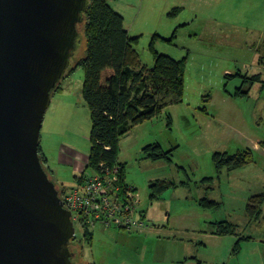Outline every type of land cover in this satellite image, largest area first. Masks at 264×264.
I'll list each match as a JSON object with an SVG mask.
<instances>
[{
    "label": "rangeland",
    "instance_id": "rangeland-1",
    "mask_svg": "<svg viewBox=\"0 0 264 264\" xmlns=\"http://www.w3.org/2000/svg\"><path fill=\"white\" fill-rule=\"evenodd\" d=\"M183 1L185 10L170 15L177 17L172 21L157 16L155 23L146 18L152 23L143 24L141 15L132 20V28L137 26L142 34L136 49L147 67L153 62L148 49L152 31L163 29L167 21L175 23L173 41L156 40V51L174 59L186 56L182 100L119 139L118 160L124 163L125 181L136 189L135 216L145 210L151 218L147 229L159 228L162 237L171 230L177 242H185L184 247L172 245L175 251L169 257L177 256L175 264L184 263L183 251L195 264H264V203L258 219L250 220L245 213L248 197L264 189V0ZM153 2L156 12L159 3ZM108 3L120 13L115 0ZM186 21L188 24L177 26ZM125 25L130 26L128 18ZM76 28L68 66L72 70L51 94L40 130L47 157L44 167L61 189L74 185L77 172L72 164L84 161L89 150L91 121L81 93L83 68L76 65L86 45L82 24ZM256 76L259 80H253ZM239 90L241 93L235 94ZM148 144L171 150L169 159L146 157L143 147ZM247 148L252 151L248 163L229 171L225 167L215 169L213 153L230 154ZM87 172L91 169L85 168ZM155 180L170 181L175 186L151 201L150 184ZM202 199L218 205L202 206ZM221 220L235 223L236 233L211 234V223ZM74 226L75 236L83 243H71L75 252L79 246L83 248L82 254L75 256L78 263L173 262L155 261L157 241L144 234L145 228L129 231L95 224L89 243L82 237L81 226ZM239 238L240 250L232 254Z\"/></svg>",
    "mask_w": 264,
    "mask_h": 264
},
{
    "label": "water",
    "instance_id": "water-1",
    "mask_svg": "<svg viewBox=\"0 0 264 264\" xmlns=\"http://www.w3.org/2000/svg\"><path fill=\"white\" fill-rule=\"evenodd\" d=\"M90 0H0V264H73L75 227L38 155Z\"/></svg>",
    "mask_w": 264,
    "mask_h": 264
},
{
    "label": "trees",
    "instance_id": "trees-1",
    "mask_svg": "<svg viewBox=\"0 0 264 264\" xmlns=\"http://www.w3.org/2000/svg\"><path fill=\"white\" fill-rule=\"evenodd\" d=\"M175 11L177 9H172L168 14L172 15ZM123 21V16L109 5L108 0H90V6L83 14L81 24L85 37V54L76 65L83 68L81 93L89 109L91 128L84 170L80 175L74 176V180L82 177L85 168L99 171L102 167L118 165L119 182L123 188H126L129 185L125 181V166L118 160L119 139L134 126L160 114L166 106L182 100L186 56L174 59L157 52L154 47L155 41L172 43L174 35L164 38L154 33L148 43L153 62L151 67H147L141 61L136 49L139 37L130 35ZM71 70L72 68L68 67L65 76ZM253 80H259V76L254 77ZM59 88L60 82L50 94ZM239 93L241 90L235 94ZM143 151L146 157L157 160L169 159L171 150L163 151L158 144H148L143 147ZM38 155L44 165L47 158L41 150L40 143ZM251 160L252 151L248 148L230 154L215 152L212 155L217 171L222 167L227 171L233 170ZM170 186L174 187L175 184L166 180L153 181L150 184V200L158 199L160 193ZM64 192L65 189L58 188L60 197ZM201 203L202 206L209 207L218 205L214 200H203ZM263 203L264 189L248 197L245 213L250 220L259 218ZM139 213L145 218L144 211ZM211 224L213 226L211 234L218 236L235 234L237 230V225L227 220ZM81 228L82 237L90 243L91 228L88 226ZM74 238L77 245H83L82 239H78L75 234L72 239ZM239 241L240 238L236 241L232 254L240 250ZM69 247L71 248V244ZM82 250V246H79L76 254L80 256Z\"/></svg>",
    "mask_w": 264,
    "mask_h": 264
},
{
    "label": "built area",
    "instance_id": "built-area-1",
    "mask_svg": "<svg viewBox=\"0 0 264 264\" xmlns=\"http://www.w3.org/2000/svg\"><path fill=\"white\" fill-rule=\"evenodd\" d=\"M134 192L130 186H121L119 167L114 165L84 172L73 186L65 189L61 201L70 211L73 225L141 230L149 223L140 214L135 216L138 199Z\"/></svg>",
    "mask_w": 264,
    "mask_h": 264
},
{
    "label": "crops",
    "instance_id": "crops-1",
    "mask_svg": "<svg viewBox=\"0 0 264 264\" xmlns=\"http://www.w3.org/2000/svg\"><path fill=\"white\" fill-rule=\"evenodd\" d=\"M234 1H238L241 3V2H245L246 0H234ZM248 1H250V0H248ZM157 2L159 3L160 8L156 12H153V9L155 8L153 0H115V4L119 7V12L123 16L124 27L130 35L138 36V37L142 36V34L140 33V29L137 26L135 29L132 28V26H131L132 20H134V16L138 17L139 15H141L142 16L141 23L150 24L152 22H149L146 18L153 20L154 23H155V18L157 16H159L160 18L167 17V19L172 21V20L177 18L174 16H170L168 14L172 9H177V11L181 9V13L185 10V6L182 5V4H184L183 0H157ZM218 3H219V1L217 2V4ZM135 9H136V12H135ZM177 11H175V12H177ZM126 18H128L130 26L125 25ZM174 24L175 23H171V22L167 21L165 26L163 27V29L160 30V29L156 28V29H154V31H152V33L153 34L158 33L160 36H162L164 38H169L170 36H172V34L174 32V31L173 32L171 31ZM186 24H188V21L177 24V26L186 25ZM153 26H156V25L154 24ZM131 30H133L132 33H131ZM194 35H196V33ZM167 36H169V37H167ZM139 41H140V39H139ZM39 143H40L41 150L44 153L42 145H41V139H40ZM62 158L66 159V161H68V162H71V158L67 159L64 156H62ZM86 160H87V157L84 161L72 164L74 171L77 172V174H75V175L78 176V174L84 170ZM144 217L148 221H149V219H151L145 210H144ZM145 229L146 230H145L144 234H147V236L151 235V237H152L151 239H154V240L156 239V241H157L156 247L154 248V253H153L155 261H161L164 263L166 261L172 260L173 262H171V263L168 262V263L169 264H175V261L179 260L177 258V256L173 255V256L169 257L170 253L172 251H175L172 245L178 244V245L184 247L185 242H177L176 238L174 236H172L173 232L171 230L166 231L165 235L162 237L159 235L160 234L159 228H151V229L145 228ZM154 234H157V236H154ZM146 238H148V237H146ZM183 249L185 250L186 247ZM184 252L185 251H183V253H181V259L185 260V261H183L184 262L183 264H195L193 259H189V260L186 259V255H184Z\"/></svg>",
    "mask_w": 264,
    "mask_h": 264
},
{
    "label": "flooded vegetation",
    "instance_id": "flooded-vegetation-1",
    "mask_svg": "<svg viewBox=\"0 0 264 264\" xmlns=\"http://www.w3.org/2000/svg\"><path fill=\"white\" fill-rule=\"evenodd\" d=\"M71 243H73L74 245L77 246V242H76V239H75V238L72 239L71 241H69L68 246H70ZM69 249H71V251H72V256H71V261H72V263H73V264H79V263L75 260V256L77 255L76 252H75V250L72 249V247H71V248L69 247Z\"/></svg>",
    "mask_w": 264,
    "mask_h": 264
},
{
    "label": "bare ground",
    "instance_id": "bare-ground-1",
    "mask_svg": "<svg viewBox=\"0 0 264 264\" xmlns=\"http://www.w3.org/2000/svg\"><path fill=\"white\" fill-rule=\"evenodd\" d=\"M79 174H80V173H79ZM79 174H78V175H79ZM74 176H77V175H74ZM74 227H75V226H74Z\"/></svg>",
    "mask_w": 264,
    "mask_h": 264
}]
</instances>
